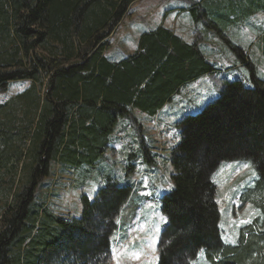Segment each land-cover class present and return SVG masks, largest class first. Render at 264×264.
<instances>
[{"label":"trees","instance_id":"16d2710c","mask_svg":"<svg viewBox=\"0 0 264 264\" xmlns=\"http://www.w3.org/2000/svg\"><path fill=\"white\" fill-rule=\"evenodd\" d=\"M138 0H0V88L29 80L0 102V264H112V239L133 187L113 178L83 214H57L39 194L54 164H96L111 149L122 118L156 115L181 87L211 74L200 42L161 25L144 32L123 59L107 57L110 38ZM205 0L191 6L220 22L262 9L260 0ZM240 19H237L239 22ZM217 35L250 68L252 86L225 80L221 95L181 121L173 149V188L162 199L167 224L158 264H192L200 250L213 264H264V80L222 28ZM257 171L251 202L260 210L224 242L213 175L224 161ZM246 193L241 195L244 202Z\"/></svg>","mask_w":264,"mask_h":264},{"label":"rangeland","instance_id":"374dc122","mask_svg":"<svg viewBox=\"0 0 264 264\" xmlns=\"http://www.w3.org/2000/svg\"><path fill=\"white\" fill-rule=\"evenodd\" d=\"M204 1L134 2L130 14L112 34L106 55L115 61L123 59L139 47L142 33L164 25L182 38L192 40L190 43L200 42L215 71L181 87L161 115L133 110L130 118L119 120L111 149L102 160L93 165L56 163L39 189V194L57 214L81 217V196L86 194L93 200L109 178L133 187L130 201L118 219V232L112 239V264H158V243L167 224L162 199L173 188L172 154L181 140L182 119L215 101L221 95L225 80L240 79L252 86L249 66L217 35V28L224 29L227 38L241 47L247 62L254 65L255 73L264 80V0H260L262 9L246 16H231L234 21L227 22L225 18L220 22V17H212L207 12L197 24L190 9L200 2L201 12H205ZM228 1L209 2L224 7ZM29 84V80H17L0 88V102ZM251 164L245 160L224 161L213 175L221 212V236L227 244H238L241 229L261 213L251 202L256 194L249 188L257 180V171ZM245 193L247 202L241 197ZM192 264L213 263L202 249Z\"/></svg>","mask_w":264,"mask_h":264},{"label":"crops","instance_id":"0c3cea01","mask_svg":"<svg viewBox=\"0 0 264 264\" xmlns=\"http://www.w3.org/2000/svg\"><path fill=\"white\" fill-rule=\"evenodd\" d=\"M173 30V29H172ZM184 38V37H183ZM187 42H191L192 40H190V39H186V38H184ZM178 93H180V91L178 92ZM174 97V96H173ZM172 97V98H173ZM170 104V101H168L167 103H166V105L155 115V116H158V115H161L160 113H162L163 111H164V109L166 108V107H168V105Z\"/></svg>","mask_w":264,"mask_h":264},{"label":"bare ground","instance_id":"6f19581e","mask_svg":"<svg viewBox=\"0 0 264 264\" xmlns=\"http://www.w3.org/2000/svg\"><path fill=\"white\" fill-rule=\"evenodd\" d=\"M264 9V8H263ZM220 40V39H219Z\"/></svg>","mask_w":264,"mask_h":264}]
</instances>
